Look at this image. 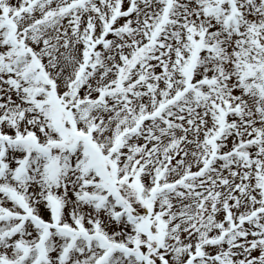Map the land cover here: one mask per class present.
Masks as SVG:
<instances>
[{"label": "snow or ice", "instance_id": "obj_1", "mask_svg": "<svg viewBox=\"0 0 264 264\" xmlns=\"http://www.w3.org/2000/svg\"><path fill=\"white\" fill-rule=\"evenodd\" d=\"M0 264H264V0H0Z\"/></svg>", "mask_w": 264, "mask_h": 264}]
</instances>
